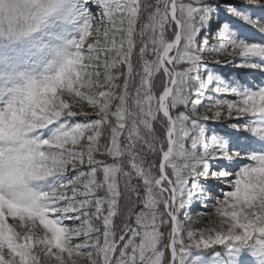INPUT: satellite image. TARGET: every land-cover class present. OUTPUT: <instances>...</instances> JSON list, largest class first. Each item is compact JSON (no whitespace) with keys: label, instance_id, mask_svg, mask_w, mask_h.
<instances>
[{"label":"snow or ice","instance_id":"obj_1","mask_svg":"<svg viewBox=\"0 0 264 264\" xmlns=\"http://www.w3.org/2000/svg\"><path fill=\"white\" fill-rule=\"evenodd\" d=\"M0 264H264V0H0Z\"/></svg>","mask_w":264,"mask_h":264},{"label":"trees","instance_id":"obj_2","mask_svg":"<svg viewBox=\"0 0 264 264\" xmlns=\"http://www.w3.org/2000/svg\"><path fill=\"white\" fill-rule=\"evenodd\" d=\"M211 210H212L211 205H209L207 209H199L198 208L196 211H193L190 215V219L193 221H196V220L200 221V224L193 225V226H195V227L203 226L204 224L207 223L208 219H211L210 217H205L203 215H197V211H199V212L209 211L210 212Z\"/></svg>","mask_w":264,"mask_h":264}]
</instances>
